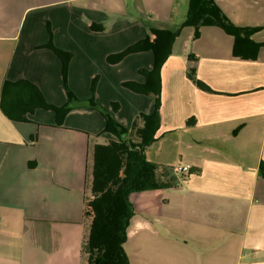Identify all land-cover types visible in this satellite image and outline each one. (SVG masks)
<instances>
[{"label": "crops", "instance_id": "crops-1", "mask_svg": "<svg viewBox=\"0 0 264 264\" xmlns=\"http://www.w3.org/2000/svg\"><path fill=\"white\" fill-rule=\"evenodd\" d=\"M215 1L235 26L261 28L251 40L264 44V0ZM186 7L0 0V99L4 83L26 81L48 104L69 108L57 125L52 111L14 121L0 106V264H81L95 138L118 141L155 104L156 96L123 86L144 83L139 72L152 69V52L120 55L151 28L177 30ZM232 45L219 28L203 27L193 39L184 27L160 67V124L145 157L192 173L180 174L175 188L129 196L130 264H264V47L239 59ZM54 49L70 55L64 72Z\"/></svg>", "mask_w": 264, "mask_h": 264}, {"label": "trees", "instance_id": "trees-1", "mask_svg": "<svg viewBox=\"0 0 264 264\" xmlns=\"http://www.w3.org/2000/svg\"><path fill=\"white\" fill-rule=\"evenodd\" d=\"M93 28V26H90ZM191 27L193 39L200 35L203 27H216L233 38L232 56L239 59H254L264 44H257L251 37L261 28H243L232 24L221 12L215 0H187L185 18L174 32L154 29L147 30L145 37L128 48L120 57L131 53L151 51L154 58L150 71L142 70L144 83H125L124 87L137 94H152L155 97L153 112L138 115L131 130L118 141H102L95 138L84 189V226L80 242L81 264H130L124 251L127 230L134 209L129 196L135 193L175 188L184 175H175L174 168L159 166L148 161L145 150L152 146L159 128L158 95L160 93L159 70L170 55L171 46L180 29ZM95 28V27H94ZM61 59L63 72L70 55L53 50ZM188 78L195 85L208 90L195 79L194 73ZM88 105L96 108L92 102ZM4 115L14 121H25V115L35 109L52 111L57 125L69 108L48 104L39 90L26 81L4 83L0 99ZM190 124V121L187 122ZM113 123L106 118L105 132H112ZM123 135V133L121 134ZM120 135V136H121ZM192 173V169L187 176Z\"/></svg>", "mask_w": 264, "mask_h": 264}, {"label": "built area", "instance_id": "built-area-1", "mask_svg": "<svg viewBox=\"0 0 264 264\" xmlns=\"http://www.w3.org/2000/svg\"><path fill=\"white\" fill-rule=\"evenodd\" d=\"M191 170L190 167L188 166H183V167H178V168H174L173 171L176 174H188V172Z\"/></svg>", "mask_w": 264, "mask_h": 264}, {"label": "rangeland", "instance_id": "rangeland-1", "mask_svg": "<svg viewBox=\"0 0 264 264\" xmlns=\"http://www.w3.org/2000/svg\"><path fill=\"white\" fill-rule=\"evenodd\" d=\"M58 57V56H57ZM59 58V57H58ZM59 60L61 61V59L59 58ZM61 63H62V61H61ZM112 110H114V106H112ZM132 223H133V219H131L130 220V225L129 226H131L132 225Z\"/></svg>", "mask_w": 264, "mask_h": 264}]
</instances>
